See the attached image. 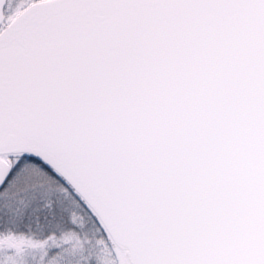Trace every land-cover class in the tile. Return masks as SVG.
Listing matches in <instances>:
<instances>
[{
  "label": "snow or ice",
  "instance_id": "snow-or-ice-1",
  "mask_svg": "<svg viewBox=\"0 0 264 264\" xmlns=\"http://www.w3.org/2000/svg\"><path fill=\"white\" fill-rule=\"evenodd\" d=\"M0 264H264V0H0Z\"/></svg>",
  "mask_w": 264,
  "mask_h": 264
}]
</instances>
